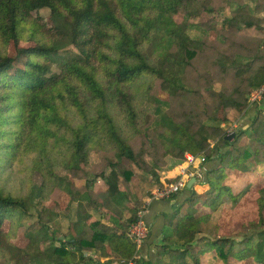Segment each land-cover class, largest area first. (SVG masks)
<instances>
[{
	"label": "trees",
	"instance_id": "16d2710c",
	"mask_svg": "<svg viewBox=\"0 0 264 264\" xmlns=\"http://www.w3.org/2000/svg\"><path fill=\"white\" fill-rule=\"evenodd\" d=\"M197 4V0H0V258L10 257L16 248L10 240L30 217L26 196L3 183L16 177L20 166L28 174L40 173L37 199L44 201L53 190H60L69 196L64 214L76 203L62 239L48 225L54 218L53 205L36 209L35 228L43 229L53 242L52 250H41L28 228L15 236L28 239L21 255H29L36 264H112V253L120 259L133 257L135 244L126 232L149 191L163 181L176 180L168 173L184 161L185 153L203 154L208 161L215 150L218 163L204 170V178L192 184L189 196L167 216L155 261L135 260L137 264H229L233 256L240 260L253 256L264 264V246L256 237L264 235L261 214L246 225L255 231L241 239L224 233L236 201L251 186L248 183L231 199L232 173L255 175L264 164V101L232 140H224L227 132L221 127L249 107V93L264 82V37L250 59L225 53L214 62L220 73L235 80L229 92L211 85L205 92L213 102L202 96V111L191 108L181 116L170 115V98L185 99L196 92L186 84L185 70L205 47L203 37L193 33L207 22ZM204 5L209 14L215 13ZM229 7L230 14L215 21L226 29L232 26V15L249 9L234 1ZM197 18L204 21L194 23ZM157 79L160 93L154 97L144 87ZM144 101L156 104L153 115L141 109ZM150 129L159 138V149L147 162L146 149L135 151L131 139L148 136ZM108 150L128 165L106 163L97 174L105 185L102 191L91 189L96 175L80 190L73 177L58 172L72 155L77 156L75 166L86 165L92 153ZM137 168L140 179L151 186L134 208L137 200L130 205L129 190L120 184H128ZM28 188L29 184L25 191ZM258 202L263 210L264 196ZM32 207L36 208L34 202ZM123 211L129 213L126 218ZM107 212L109 223L103 221ZM217 212L219 218L213 223L210 219ZM88 251L96 257L85 255ZM102 257L107 259L101 262ZM204 257L212 261L204 263Z\"/></svg>",
	"mask_w": 264,
	"mask_h": 264
},
{
	"label": "rangeland",
	"instance_id": "374dc122",
	"mask_svg": "<svg viewBox=\"0 0 264 264\" xmlns=\"http://www.w3.org/2000/svg\"><path fill=\"white\" fill-rule=\"evenodd\" d=\"M230 1H234L239 4H247L249 9H243L240 14L232 15L231 13L233 17L232 26L226 29L220 24L215 23V21H221L224 15L230 14ZM197 2V7H200L201 11H203L201 17L202 15H205V17H207V22H202V24L199 25L198 30L196 28L193 33L203 37L205 47L202 48L203 50L201 52L197 53L192 65L185 70V82L192 89L196 90V92L195 95H188L185 97V99L181 98L174 100L173 98H170V110H168L170 115L171 113L175 112L180 115L182 112H184V110H189L191 108L196 113H198V111H202L199 106L202 101V96L210 97L211 101L213 102V98L211 97L212 95L209 93V91L207 90V92H205V88L211 85L216 91L224 88L226 92H229L234 87L235 80L232 79L230 74L225 76L220 73L218 66L214 65V62L221 54L225 53L226 55L233 58L248 60L255 55L258 44L264 37V3L260 2V0H197ZM205 3H207V5L210 7H213L215 13L209 14L205 8ZM250 8L253 10V12L250 10ZM181 19V16L176 17L177 21H180ZM196 21H204V18H202V20L197 18L194 23H196ZM248 22L252 23L251 26L246 25ZM259 64L260 63L258 62L255 67ZM159 81L160 80L157 79V81H155L151 87H144V89H146L150 95L156 97L160 90ZM195 103L197 104L195 105ZM155 106L156 104H154V102L144 101L141 109L144 112L153 115ZM241 127L245 126H239V128ZM223 128L225 129L224 126ZM239 128H237V130ZM148 133V136H134L131 139V145L135 151H139L141 148L146 149L147 154L144 155V159L145 161L150 162L153 158L154 151L159 149V138L157 135H155L156 133L153 131V129H150ZM91 155V160L88 164H80L78 166H75L74 164L77 160V156L72 155L69 161L66 163V166L64 168L58 169L59 174L61 176L70 175L73 177L76 183V189L78 188L80 190L84 189L85 184L88 183L89 179L96 175L91 189H93L92 191H102V189L105 188V185L101 178L97 176V174H99L105 168L107 165L106 163H118L120 166L128 165V161L126 159L122 158L117 160L114 158L113 152L110 150L99 152L97 154L92 153ZM139 173L140 170L137 168L136 174L131 177L128 184H125V182L120 184L121 189L129 190L131 199L130 205L133 203L135 204L134 201L137 200L134 208L140 206L139 203L143 199L141 195L147 194V191L150 190L151 186L149 183L147 184L145 181L140 179L141 177L139 176ZM13 177L8 181H3V183L8 185L9 189L14 191L15 194H23V197L26 196L25 202L29 209L28 215H30V217L23 220L20 229L16 228L17 231L15 232L14 237L10 240L16 244V248L12 250L10 257L1 256L0 264H36V262H34V260L29 255H21L20 248L27 244L28 239H26V237L22 238L18 235L15 237L16 233L19 234L26 231L28 228H32V235L39 241L38 245L40 246L41 250H45L49 253L52 250L53 242L49 240L48 237L44 236L43 229L35 228L37 227V223L35 222L37 210L41 209L42 206H46V204L53 205V210H50V212L51 216L54 218L52 219L53 221L49 222L48 225L50 229L55 230V232L58 234V237H60L59 239H62L63 234H66L69 231V221L70 217L73 216L76 210V203L72 202L70 204V211L64 214L62 210L65 209L69 200V196L63 192H60V190H53L49 197L44 201L37 199L39 194V186L42 182L40 173L33 171L32 173L28 174L23 170L22 166H20V172L16 174V177ZM232 177L235 179V185L233 189L234 192L231 198L233 200H235V197L238 196L241 189L247 185V183H251L248 191L241 195L236 201V205L232 209L229 217V227L224 229V233L226 235L233 237L235 240H239L249 232L255 231L253 227L246 226L249 221L256 220L261 217L264 227V208L262 210L261 205L258 202L259 197L264 196V169L262 168L260 174L257 175L241 174L239 171H237L232 173ZM28 184V189L30 190L29 193L26 194L28 189L26 191L25 189ZM135 189H137V191ZM33 202L35 203L36 208L32 207ZM142 202L144 203V201ZM86 206L88 207L90 205L86 204ZM107 213L110 214V212ZM123 213L124 216L122 215ZM123 213L121 212V216L123 218H126L129 215L128 212L126 213L123 211ZM218 213L219 212L212 215L210 219L212 222H215L219 218ZM259 214H261L260 217H258ZM224 222H226V220ZM71 229H75V224L72 225ZM256 237L259 239L260 243L262 242V246H264V235H258ZM172 240L175 241L176 244V239L173 238ZM55 244L58 245V243ZM254 246L257 248L256 244ZM176 248L178 249L180 247L178 246ZM119 260L120 259L115 261H118L117 263H119ZM211 261L212 260L208 257L203 258L204 263H209ZM229 264L263 263L259 262L253 256L242 260H240L237 256H233L230 259Z\"/></svg>",
	"mask_w": 264,
	"mask_h": 264
},
{
	"label": "crops",
	"instance_id": "0c3cea01",
	"mask_svg": "<svg viewBox=\"0 0 264 264\" xmlns=\"http://www.w3.org/2000/svg\"><path fill=\"white\" fill-rule=\"evenodd\" d=\"M264 101V100H263ZM257 105L249 106L236 120L230 121V123H222L221 127L228 128L230 124H233L234 122L239 123L240 126H247L252 117L254 116L256 112ZM260 108V107H259ZM216 154V151H212L211 159L208 161H205L203 168L204 170H208L213 168L218 162L216 159H214ZM182 162H180L172 172L168 173V176H178V167ZM264 169V164L259 166V172L257 174H260L261 169ZM237 172V171H234ZM241 173V172H240ZM241 174H249V173H241ZM255 174V175H257ZM251 175V174H250ZM165 177L162 178V180ZM234 179V177H233ZM248 184V183H247ZM190 189H186V186L179 190L178 193L172 195L170 198L167 199H161V200H151L146 206V210L144 212V220L149 226V234L147 239L144 241V243L140 246L137 259L139 261H151L154 262L156 259V247L159 244H162L163 242V236L165 234V228L167 227V216L170 214H173L174 209L177 205H181L184 200L189 196ZM145 198L143 199V201ZM186 205H184L181 209V214L185 213ZM87 208H90L88 206ZM123 213V212H122ZM127 213V212H126ZM124 216V213L122 214ZM110 214L106 215V217L103 219L104 222H108ZM97 215L93 214L92 220L96 219ZM217 221V220H216ZM215 221V222H216ZM212 222V220H211ZM213 222V223H215ZM85 255L91 256L93 259L96 257V254L94 251L92 252H85ZM107 257H102L100 259L101 262L106 260ZM110 259H113L112 264H118V260L120 258L116 257L115 254L110 255ZM115 261V262H114ZM137 264V262H136Z\"/></svg>",
	"mask_w": 264,
	"mask_h": 264
},
{
	"label": "built area",
	"instance_id": "2783aa9c",
	"mask_svg": "<svg viewBox=\"0 0 264 264\" xmlns=\"http://www.w3.org/2000/svg\"><path fill=\"white\" fill-rule=\"evenodd\" d=\"M264 99V82L252 89L248 95V106L257 105L262 106ZM239 123L234 122L230 127L226 128V132H232L239 128ZM214 142H210L209 146L212 148ZM184 161L178 167V176L176 180L171 182L163 181L162 186H157L150 191L149 196L144 200L141 208L137 211V219L130 224L127 229V237L135 244V253L132 258H123L119 260L118 264H136V258L140 246L147 239L149 234V226L144 220V212L146 206L151 200H161L170 198L172 195L179 192L186 186L187 181L194 177L196 181L204 178V161L206 158L203 154L193 155L191 153L184 154Z\"/></svg>",
	"mask_w": 264,
	"mask_h": 264
},
{
	"label": "water",
	"instance_id": "95a60500",
	"mask_svg": "<svg viewBox=\"0 0 264 264\" xmlns=\"http://www.w3.org/2000/svg\"><path fill=\"white\" fill-rule=\"evenodd\" d=\"M236 131H232V132H229V134L227 133L224 137V140H232L234 137H235V133ZM196 182V179L194 177L190 178L187 183H186V189H190L192 184ZM60 238V237H59Z\"/></svg>",
	"mask_w": 264,
	"mask_h": 264
}]
</instances>
